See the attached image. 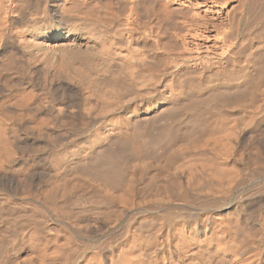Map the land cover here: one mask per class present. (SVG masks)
<instances>
[{"label":"bare ground","instance_id":"obj_1","mask_svg":"<svg viewBox=\"0 0 264 264\" xmlns=\"http://www.w3.org/2000/svg\"><path fill=\"white\" fill-rule=\"evenodd\" d=\"M174 1L0 0V264H264V45L185 57L213 31Z\"/></svg>","mask_w":264,"mask_h":264},{"label":"rangeland","instance_id":"obj_2","mask_svg":"<svg viewBox=\"0 0 264 264\" xmlns=\"http://www.w3.org/2000/svg\"><path fill=\"white\" fill-rule=\"evenodd\" d=\"M165 1H169V0H165ZM180 1H182V2H180ZM184 3L187 6L184 5ZM189 3H190V5H189ZM226 3H228V4L225 5L224 6L225 8H224V7L219 6L218 3H214L213 4V1L212 2L211 1L205 2L203 0H197V1H192V2L191 1L189 2V1H186V0H175L174 1V5H173V7H175L174 9H176V8L177 9H179V8H188L189 7L190 10H192L190 15L189 14L186 15V16L180 15L179 16V21H183L184 20V17H187L189 19H190V17H191V19L192 18H195V20L197 22L201 23V24L208 23V25L210 26V29L213 31V32H211L208 35V38L206 40L200 41V47H199L198 50H188V51H186L184 53L183 56L190 57V58H195V57L199 56L201 58H204L205 60L206 59H210V61L214 60L213 62H215L216 61L215 59L219 60L221 58V56H222V53L224 51L228 50L229 47H230L231 53L232 54L235 53V54H233L231 56L232 57L231 66H233V67L235 66L234 68H237L239 66V64L241 66H247L250 63H252L253 60H251V59L254 58L255 55L258 54V51L260 53L261 46L264 45V44H262V43H264V39H263L264 38V34L263 33L256 34V32H253V31H251V30L248 29V27L250 28L252 26V24H253V21H252V17L253 16L251 15V12H252L251 10H255V9L252 6V4L250 3V0H239V1L238 0H230V1L228 0ZM253 12L252 13L255 15L256 12L255 11H253ZM257 12H260L261 14L264 15V6L260 9V11H257ZM247 13H248L249 16L251 15L250 16L251 17L250 19H249V16L247 15ZM245 19L246 20L248 19V20L246 21ZM223 31H226L227 32V37H228V44H227V46L222 45V41H221L220 34ZM251 32L253 34H250ZM255 34H256V36H255ZM261 34H262V36H261ZM258 36H260V37H258ZM224 47H228V48H224ZM165 50L166 51H157V52H161V53H159L160 56H161L160 57L161 60L159 61V64L157 65V67H159L160 70H167L170 66H172L173 61H174L176 55L178 54V51H180V50H174V51H172L171 48H169V46H166L165 47ZM242 51H243V53H242ZM256 51H257V53H255ZM245 52L246 53L249 52L250 54L248 53L249 54L248 55ZM251 52L252 53L254 52V53L251 54ZM240 54H243V56L240 55ZM218 56H219V59H218ZM247 56H249L248 58L250 60L247 58ZM230 69H233V68L230 67ZM84 128H86V126ZM64 138L65 137H63V139ZM42 150H44L45 152L42 151ZM47 150H48L47 148H43V149H41V152L40 151L38 152L40 154L37 153V155H38L39 158L42 156V158H40V160L38 161L39 163L41 161L43 162V160H45V162H47L46 161ZM43 152H44V155L41 154ZM45 155H46V157H45ZM45 162H43L42 165L40 163L37 166V174L35 176V180H36L35 181V184L37 182V184H36L37 191H39L38 189H39V187L41 185L46 184L47 181H48V179H45V178H47V174H48L49 170L47 168L48 165L45 164ZM42 169L45 172L48 170L47 171V174ZM256 181L258 182L259 180L256 179L255 181H252L251 183H248L245 186V189H248V188L253 187L254 185H257L258 183ZM89 184L90 183H88V185ZM91 185L92 184L89 185L90 187H92L90 189H93L94 187H93V185L92 186ZM83 186H85V187H83V188L80 187L79 189H77V191L79 193L86 194V193H90L91 192V194H92V191L91 190L89 191L88 190L89 188L87 189V187H89V186H87V185H83ZM86 190H88V191H86ZM94 191H95V189L93 190V193H94ZM255 199H257V198H255ZM233 201L234 200L230 201V203H232ZM253 210H254V208H253ZM83 218H85V217H83ZM49 220L50 221H49L48 225H50L51 228H54L53 226H51L53 224L52 223L53 221L51 220L50 217H49ZM44 227H49V226L44 225ZM48 231H46V229H45L46 236L48 237L50 235L48 237V241H49V239H52L53 238L54 231L52 230L53 232L51 234H50L51 230L49 231V233H48ZM43 235H42L43 238L41 237V239H42V241L45 239L44 240V242H45L47 239H46V236H45L44 231H43ZM52 240H54V239H52ZM48 241H47V243H48ZM82 241H85V239H83ZM53 242H55V241H53ZM25 244L26 243L24 242V243H21L20 246H18V250L21 247H22L21 248L22 250L20 249L19 251H17V249H16L15 251H17V252H14V253H16V255L13 252H10L9 256H11L12 253H13V257H9L8 256L9 262H12V264H15V261L18 262V260H20V259L21 260H23L24 258L26 259L28 256L30 258V255L31 254H32L31 257H33V253H31L32 252L31 247L28 246L29 243L26 244L28 247H25ZM44 244H46V242ZM52 244L49 241L48 246L49 247H52L53 246ZM24 248H26V249H24ZM39 248H40V245L37 244V251L39 250ZM26 250H27V252H26ZM18 252H20V253H18ZM14 255H15V259H14ZM17 255H18V257H17ZM24 255H25V257H23ZM10 258H13L11 260H14V263H13V261L10 260ZM37 262H38V260H37ZM9 264H11V263H9Z\"/></svg>","mask_w":264,"mask_h":264}]
</instances>
